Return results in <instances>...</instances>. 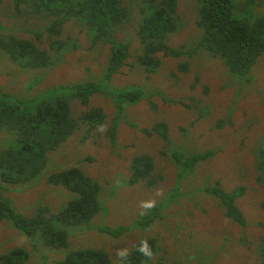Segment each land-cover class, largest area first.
<instances>
[{
  "label": "rangeland",
  "instance_id": "1",
  "mask_svg": "<svg viewBox=\"0 0 264 264\" xmlns=\"http://www.w3.org/2000/svg\"><path fill=\"white\" fill-rule=\"evenodd\" d=\"M235 1L239 7L249 10L252 16L264 13V0ZM198 5L199 0H179V13L185 22L169 36L171 45L178 47L197 38L200 31L195 22ZM132 23L124 25L118 33H129ZM46 24V20L39 16H30L25 11L17 13L13 0H0V36L13 34L35 40L51 50L47 34L40 36V42L32 30L43 29ZM69 37L75 38L77 45L69 46L63 60L52 67L23 70L0 51V90L27 100L36 96L51 97L50 93H45L49 88H55L56 94L65 93L68 96L75 83L97 79L103 72L109 47H93L91 37L75 20L68 22L63 30L62 39ZM193 46L187 44L183 51L192 50ZM51 52L55 54L54 50ZM200 52L202 56L196 55L190 59L187 72H172L188 58L185 56L164 57V68L150 80L138 65L127 66L124 72L116 74L114 82L109 83L114 95L136 87L146 92L136 103L124 104L116 146L112 145L107 133V125L117 112L113 97L111 93L109 96L96 93L87 108L103 107L107 113V125L95 130L85 142L82 141L83 126L71 139L49 154L47 167L35 180L8 186L6 195L14 200L18 210L31 214L38 205L49 204L53 212H57L72 194L62 185L49 184L47 178L52 172L78 165L104 186L100 199L106 208L94 217L92 223L129 226V230L116 238L97 233L93 225L94 229L87 232L71 228L72 243L68 252L72 246L102 247L103 244L113 262L118 263L120 253L130 250L136 241L157 236L164 250L153 260L161 258L165 264H262L258 248L264 241V180L259 178L260 163L253 147L254 141L264 134V54L252 70L254 81L248 83L245 77L229 73L221 59L211 57L207 51ZM133 61L134 58H131L130 62ZM171 72L175 73L176 78ZM196 74L200 75V81H197ZM193 83L195 89L192 88ZM207 84L210 92L204 96L202 94H205L204 86ZM224 85L230 87L224 88ZM183 94H187L186 97L192 94L197 98L202 97L207 106L200 110L186 109L170 102V98ZM211 97L216 99V103L209 105ZM73 104L80 109L77 100ZM230 106L235 107L231 115ZM24 107L29 111L34 108L30 103H24ZM163 119L169 122L174 144L187 154L209 147L221 150L212 159L197 165L180 182V189H174L184 191L179 194L172 190L180 178L177 166L168 156L161 154L165 143L156 134L146 135L142 130L151 128L155 122ZM6 135V131L0 134V152L14 146V139ZM147 153L155 158L156 173L162 175L158 176L159 182L155 187L142 182L127 184L132 157ZM87 157L90 159L83 160ZM218 180L227 190H232L238 184L246 186L245 194L236 202L247 219L246 227L228 218L217 198L197 189ZM171 191L177 203H170L164 209L165 219L157 220L149 229L139 228L136 222L140 216ZM25 237L9 222L0 223V253L16 246H25L33 252L26 264H54L55 259L66 255L65 250L57 253L32 248V241Z\"/></svg>",
  "mask_w": 264,
  "mask_h": 264
},
{
  "label": "trees",
  "instance_id": "2",
  "mask_svg": "<svg viewBox=\"0 0 264 264\" xmlns=\"http://www.w3.org/2000/svg\"><path fill=\"white\" fill-rule=\"evenodd\" d=\"M13 4L19 14L25 11L30 16L46 20L43 29L32 30L40 42V36L46 33L50 48L55 51L53 54L35 40L19 38L13 34L0 36V51L23 70L52 67L63 60L66 49L73 44L77 45L75 38L62 39L65 25L72 20L89 34L93 47L107 45L109 49L103 72L98 78L75 83L68 96L65 93L56 94L55 88H49L45 93H50L51 97L36 96L27 100L0 90V134L6 131V136L14 139V146L0 152V223L7 221L24 233L27 236L25 238L32 241V248L57 253L65 250L66 255L55 259L54 264H165L161 258L153 260L164 250L157 236L136 241L130 250L120 253L118 263L113 262L103 244L102 247H85L82 244L72 246L68 252L72 243L71 228L85 231L95 228L97 233L116 238L129 230V226L92 223L94 217L106 208L100 199L104 186L78 165L52 172L47 178L49 184L62 185L72 194L57 212H53L51 205L41 204L31 214H26L18 210L14 200L6 195V190L8 186L35 180L47 167L49 154L71 139L83 126L82 141L85 142L95 130H101L107 125V113L103 107L87 108L96 93L108 96L111 93L113 97L110 96L117 112L107 125V133L112 145L116 146L124 104L136 103L146 95L141 87L127 89L117 95L112 93L109 83L114 82L115 75L124 72L127 66L138 65L143 68L147 80H150L164 68V57L187 56L177 69H172V72H187L190 59L196 55L202 56V50L210 53L213 58L221 59L229 73L245 77L248 83L253 82L252 70L264 54V13L252 16L249 10H244L245 7H239L235 0H199L198 18L195 19L200 30L197 38L175 47L170 44L169 36L177 32L185 22L179 13V0H13ZM132 21V30L124 34L123 31L120 35L119 29ZM187 44L194 45L193 49L183 51ZM131 58H134L133 62H130ZM172 72L171 75L175 77ZM195 77L200 81L199 74ZM194 86L195 83L192 84L193 89ZM229 87L224 85V88ZM209 92L210 86L207 84L204 86L205 94L202 95L206 96ZM186 95L170 98V102L186 109L200 110L207 106L202 97ZM76 100L80 103V109H76V104H73ZM24 103L32 104L33 110L25 108ZM214 103L216 99L211 97L208 104ZM234 109V106H230V115ZM142 130L146 135L156 134L165 143L161 154L168 156L177 166L180 178L172 190L180 189V182L197 165L212 159L221 151L220 148L209 147L187 154L172 141L170 125L165 119ZM254 144L253 149L260 163L259 178L264 180V134ZM129 170L130 176L126 180L129 185L142 182L155 187L159 182L158 176H162L156 173L155 158L149 153L132 157ZM197 189L217 198L225 215L232 221L242 227L247 226V219L236 203L245 194V185L238 184L232 190H227L218 180ZM174 191L176 194L184 192ZM174 202L177 203L176 196L171 191L161 201L150 206L136 224L142 229L153 227L157 220L165 219L164 209ZM258 252L264 264V241L260 243ZM32 254L27 247L16 246L0 253V264H26ZM44 260L47 261L45 254Z\"/></svg>",
  "mask_w": 264,
  "mask_h": 264
}]
</instances>
